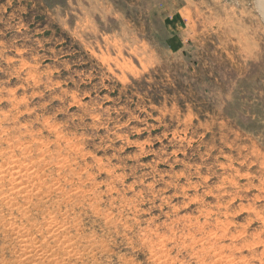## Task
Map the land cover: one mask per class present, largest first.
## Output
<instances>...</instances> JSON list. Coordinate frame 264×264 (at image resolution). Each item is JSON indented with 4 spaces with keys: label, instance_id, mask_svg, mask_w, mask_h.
<instances>
[{
    "label": "rangeland",
    "instance_id": "374dc122",
    "mask_svg": "<svg viewBox=\"0 0 264 264\" xmlns=\"http://www.w3.org/2000/svg\"><path fill=\"white\" fill-rule=\"evenodd\" d=\"M0 168V264H264L261 3L0 0Z\"/></svg>",
    "mask_w": 264,
    "mask_h": 264
},
{
    "label": "bare ground",
    "instance_id": "6f19581e",
    "mask_svg": "<svg viewBox=\"0 0 264 264\" xmlns=\"http://www.w3.org/2000/svg\"><path fill=\"white\" fill-rule=\"evenodd\" d=\"M260 3H261V5H262V7H263V9H264V0H258ZM262 9V8H261ZM28 152V151H27ZM1 169V168H0ZM4 169V168H3ZM61 169V168H60ZM2 171H4V170H2ZM7 171V170H6ZM5 172V171H4ZM3 172V173H4ZM12 187V186H11ZM18 187V186H17ZM20 187V186H19ZM24 187V186H23ZM15 190V189H14ZM16 191V190H15ZM11 192V191H10ZM12 192H14V191H12ZM13 195H14V193H13ZM15 195H17V194H15ZM52 195V194H51ZM19 201V200H18ZM30 204V203H29ZM25 207V206H24ZM23 208V207H22ZM29 208V207H28ZM26 215V214H25ZM12 219V218H11ZM57 226H59V225H57ZM162 245V244H161ZM70 249V248H69ZM31 252V251H30ZM42 252V251H41ZM27 256V255H26ZM68 257V256H67ZM13 261V260H12ZM33 262V261H32ZM55 262H58L57 260L55 261ZM54 262V263H55ZM61 262V261H60ZM32 264H34V263H32ZM56 264V263H55Z\"/></svg>",
    "mask_w": 264,
    "mask_h": 264
}]
</instances>
